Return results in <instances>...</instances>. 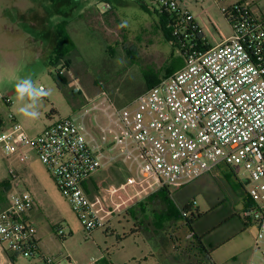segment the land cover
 Wrapping results in <instances>:
<instances>
[{"label":"built area","instance_id":"built-area-1","mask_svg":"<svg viewBox=\"0 0 264 264\" xmlns=\"http://www.w3.org/2000/svg\"><path fill=\"white\" fill-rule=\"evenodd\" d=\"M226 1L213 0L231 34L214 44L207 40L210 47L205 51L187 46L189 40L182 39L187 31H202L189 2L155 1L158 9L176 14L171 26L180 41L177 48L183 66L128 104L118 106L102 91L86 99L75 115L58 119L38 135L15 123L12 113L11 126L0 129L3 152L16 154L24 164L34 153L88 234L107 227L114 214L111 204L128 209L219 166L244 165L257 173L248 179L250 206L242 211V218L256 226L254 252L264 262V0L219 5ZM58 73L63 76L64 72ZM0 101L12 105L11 97L1 91ZM117 164L128 171L126 182L119 188L100 184L99 199L93 201L86 182ZM9 174L14 182L19 180L15 169ZM34 206L28 192L11 195L8 206L0 211V245L7 243L4 250L19 257L38 255L54 264L42 252L37 228L28 219ZM58 233L65 237L63 230ZM206 264L217 263L208 259ZM250 264L260 263L253 260Z\"/></svg>","mask_w":264,"mask_h":264},{"label":"rangeland","instance_id":"rangeland-1","mask_svg":"<svg viewBox=\"0 0 264 264\" xmlns=\"http://www.w3.org/2000/svg\"><path fill=\"white\" fill-rule=\"evenodd\" d=\"M235 1L227 0L219 5L224 7ZM78 3L76 0H0V91L10 96L12 101L10 107L0 101V115L6 123H11L9 114L12 113L15 123L26 131L40 130L50 123L51 118L56 121L75 115L85 105L86 99L102 91L107 92L118 106H124L146 90V75L164 77L180 60L181 52L165 39L157 16L143 9L144 6L156 7L154 0H84L74 11V19L68 18L73 21L64 20V16H71ZM84 5H98L104 16L86 20ZM21 6L27 13L24 21L20 22L21 28L19 31L16 28L15 31L7 30L9 18L15 16ZM201 11H204L205 17L218 19L224 33H229V24L213 0H196V14ZM63 21L67 22L66 28L74 47L61 63L53 64L49 59L58 42L57 27ZM16 24H19L18 19ZM23 29L29 33L22 32ZM212 35L220 38L216 26H211V35L207 33L206 36L211 40ZM47 51L49 57L45 58ZM60 70L64 72L62 79L58 77ZM29 75L37 88L43 86L51 93L40 104V116L36 120L20 114L22 103L17 99L15 90L18 80ZM76 89L80 91L76 92ZM100 123L104 125L105 118L101 117ZM21 165L16 154H7L0 147V179L9 178L14 182L9 171ZM39 167L43 170L42 166ZM117 172L114 175L108 170L103 176L106 179L102 186L109 188L123 181L119 177L120 171ZM123 172L129 176L124 169ZM254 173L257 170H247L244 165L233 168V171H226L223 165L196 179V208L208 212L200 221V226H217L233 216L229 223L215 231L212 240L223 242L241 227L243 229L242 221L235 215L242 216L241 194L251 187L248 179ZM194 181L182 188L190 189ZM39 193L45 199V205L41 211L43 217L37 222L38 237L44 255L53 259L54 264H90L103 260L102 257L112 264H166L161 251L155 246L156 238L151 239L146 223L138 235L134 237L130 234L135 221L133 215L126 214L127 209L121 207L122 214L116 215L106 228L88 234L56 190L54 194L50 191L45 194L44 190ZM10 197L9 194L8 200ZM160 197L165 201L156 208L160 210L166 206L170 219L182 223L178 197L169 196L167 191L160 193ZM215 206V210L210 211ZM157 218L159 221L162 219L161 216ZM59 228L63 229L64 238L60 237ZM256 234L255 225L247 227L246 232L217 252L215 262L249 264L255 260L264 264L262 259L254 256ZM2 245L8 248L7 243ZM0 264H9L7 257L0 256ZM10 264L48 263L35 255L20 256Z\"/></svg>","mask_w":264,"mask_h":264},{"label":"crops","instance_id":"crops-1","mask_svg":"<svg viewBox=\"0 0 264 264\" xmlns=\"http://www.w3.org/2000/svg\"><path fill=\"white\" fill-rule=\"evenodd\" d=\"M76 1H79L78 5L72 9L71 16H68V17L64 16V20H67L68 22L73 21V20H69L68 18L69 17L73 18L74 11L81 6V3L84 0H76ZM186 1L189 2V9H190L192 15L194 16L195 22L197 23L199 28L202 30V32L204 33L206 39L209 41L210 44L217 43L222 37H228L230 35L231 29H229L228 34H225L223 29H222L223 28L222 24L218 19L215 20L213 17H209V18L205 17L203 14L204 11L203 12L201 11L198 14H196V0H186ZM106 4H108V1L106 2ZM84 6H86V7H83V10L85 11V14H86V16L84 18H86V20L90 21L92 17H99L100 18V17L104 16L101 13L98 5H94V6L93 5H84ZM25 11L26 10H25L24 6H21V9L17 10L16 15L9 18V22H8V25L6 26V29L7 30L13 29L15 31V28H16V31H19V29L21 28L20 22H21V20L24 21L25 14H27V13H25ZM11 18H12V20H11ZM17 19L19 20L18 25L16 24ZM82 20H84V19L82 18ZM211 26H214V27L216 26V28L219 30L220 38L217 39V38H215L214 35H212L213 40L212 39L209 40L207 38V36H206L207 33L211 35ZM22 32L29 33V32H25L24 29ZM46 49H48V47ZM46 55H47V57H45V58H48L49 57L48 51H47ZM52 112L56 113L55 110H53ZM56 121L53 118H51L50 123L48 125H44V127L41 128L40 130H32L31 129L30 131H27V132L31 135H38V134L42 133L46 128H48L50 125L55 123ZM15 122H16V118H15ZM11 123L9 124V123L5 122V124H6L5 126L10 127ZM21 164H22L21 166H17L16 168H13L18 173L19 180L17 182H12L11 191H15V193L16 192H18V193L28 192L33 196L35 206H34V209L28 214V219L37 228V238L39 241L40 248L43 252V247H42L41 241L38 237L39 225L37 222L41 217H43V214L41 213V211H42V206L45 205V199H42V196L39 193V191L44 190L45 194L47 193V191L52 192V194L55 193V190L59 194H60V192L57 188V185H56L55 180L53 179L52 175L50 174L48 169L40 162V160H38L37 156L34 153H31V159L28 163H25V164L21 163ZM39 165L43 167V170H42V168L40 169ZM123 169L126 172H128L125 169V167L121 164H117L116 166L108 169L109 171L113 172L114 175L116 173H118L117 171H120L121 176H119V174H118V176L120 178H122V180H123V181L119 182L118 184H115L116 186L114 185L113 188H119L120 186H122L126 182L128 175L123 172ZM108 170L99 171L91 180H89L85 184L86 191L93 201H97L99 199L98 198L99 197L98 186L100 184L103 185V182L106 179L103 176L105 173H108ZM109 174H110V172H109ZM225 177H226V175H225ZM102 178H103V180H102ZM11 191L9 193L10 195L15 194V193H11ZM163 191H167L169 196H177L178 197L180 206H178L179 209L177 206L176 207H177L178 211L181 212V214L183 213V208L186 206L189 209H193L194 211H196V209L198 210L200 215L197 218H196V216L191 218V219H193L192 221H193V230H194L193 232L194 233L191 232V229L187 225L186 219L184 218V216L182 218L183 222L180 223L178 221H174V220L170 219L171 215H170L168 208L166 206H164V208H160V210L158 208H156V205L163 204L165 201L164 198L160 197V193H162ZM241 195L243 198L242 203H241V210L243 211L245 208V204H246L247 199H246L245 193L242 192ZM61 197H62V195H61ZM64 201L66 203H68L67 200L64 199ZM118 202H119V200L117 198H115L114 203L119 205ZM68 205H69V203H68ZM69 207H70V205H69ZM111 208L114 209V214L112 217H110L109 223L117 217L116 215L119 216V214L120 215L122 214L121 210L119 208L118 209L115 208L114 204H111ZM215 208H216V206L213 207L210 211L215 210ZM170 212H172V211H170ZM126 214L134 216L135 223H134L133 229L130 232V234L134 237L144 230L143 224L146 223V225L149 229V233L151 235V239L154 237L156 238L154 241L155 246L158 248L159 251H161L162 260L166 264H206L208 259H212L215 261L216 260L215 255L217 254V252L222 247H224L225 245L234 241V239H236L237 237H239L240 235H242L244 232L247 231V227L251 226V225L245 226V222H244L243 218H241L242 216H240V214L235 215V216L239 217V219L242 221V223L244 225L243 229L241 227V229L239 231H237V233L235 235L226 239L223 242L218 243V242L212 240L211 237L215 233V231L217 229H219L220 227L224 226L225 224L229 223V221L231 220V218H233V216L232 217L230 216L227 219H225L221 223L220 227L217 228L216 230H214V228H216V226L207 227V228L200 226V221L205 216L208 215V212L205 213V212L200 211L198 208H196V179L193 182L192 187L190 189H188L186 187H183V188L180 187V188H176V189H163V190L151 195L150 197H148L142 201L137 202L133 206H130L127 209ZM158 216H161V218H162L160 221L157 218ZM60 229L63 230L62 228H59L58 230H60ZM196 233L200 236V238L196 237ZM254 244H255V239H254ZM254 244H253V251H254ZM251 252H252V247H251ZM4 254H5L4 247L0 245V256L6 258L7 256H6V254L5 255ZM257 255L255 253L254 256L256 258H259V255L258 256ZM7 259H8V257H7ZM102 259L103 260H101L99 262L105 261L106 264H112L110 261L107 260L106 257H104V258L102 257ZM99 262H97V263H99ZM9 264H10V260H9Z\"/></svg>","mask_w":264,"mask_h":264},{"label":"trees","instance_id":"trees-1","mask_svg":"<svg viewBox=\"0 0 264 264\" xmlns=\"http://www.w3.org/2000/svg\"><path fill=\"white\" fill-rule=\"evenodd\" d=\"M155 1H157V0H155ZM143 9L147 13H149L150 15H156L157 16L158 23L160 25V28L162 30V33H163L165 39L167 41H169L170 43H172L175 47H177L178 44H180V41L173 35V28L171 26V23L176 18V14L170 13L166 10H160L157 7L148 8L147 6H144ZM66 26H67V22L63 21V23H61L60 26L57 27L58 42L52 51L51 58L49 59L50 62L53 64L61 63L63 58L65 56H67L73 50L74 44L72 42L70 34L67 31ZM182 39L184 41H187V39L189 40L190 43L187 42V44H186L187 46H189V47L195 46V47H197V49H199L201 51H205L210 47L209 44L207 43V39H206L204 33L202 31H200L199 29H196V28L191 30V31H187L182 36ZM182 66H183V60L180 58V60L176 63V65L171 67V69L166 72L165 76L171 75L172 73H174L175 71L180 69ZM58 77L62 79V76H60L59 73H58ZM161 78L162 77H155L153 75H146V90H148L150 87L157 84ZM5 125L6 124L0 115V129L6 127ZM224 168L226 169V171H228V170L233 171V168L230 166L224 165ZM11 189H12V180L11 179H9V178L5 179V180L0 179V204L3 207V210L9 204L8 195H9ZM244 193H245V196L247 199L246 204H245V208H244V210H245L250 206V200L247 196L246 191ZM182 214H183L184 218L186 219V223L189 226V228L191 229V232L194 233L193 232L194 231L193 230V221H192L193 219H191V218H193L195 216L197 218L200 215V213L198 212L197 209H196V211H194L193 209H189L186 206L183 208ZM244 222H245V226L252 225L249 222H246L245 220H244ZM220 225L221 224L216 226V228H214V230L219 228ZM196 237L200 238V236L197 233H196ZM5 254L8 257V259L10 260V262H12V263H14L16 261V259L19 257L18 254L14 253L10 250H7V249H5ZM98 264H106V262L103 261V262H99Z\"/></svg>","mask_w":264,"mask_h":264},{"label":"clouds","instance_id":"clouds-1","mask_svg":"<svg viewBox=\"0 0 264 264\" xmlns=\"http://www.w3.org/2000/svg\"><path fill=\"white\" fill-rule=\"evenodd\" d=\"M17 99L22 103L19 109L20 114L28 119L36 120L39 118V106L45 96L50 95V91L37 88L31 75L18 80L15 85Z\"/></svg>","mask_w":264,"mask_h":264},{"label":"flooded vegetation","instance_id":"flooded-vegetation-1","mask_svg":"<svg viewBox=\"0 0 264 264\" xmlns=\"http://www.w3.org/2000/svg\"><path fill=\"white\" fill-rule=\"evenodd\" d=\"M190 218V217H189Z\"/></svg>","mask_w":264,"mask_h":264}]
</instances>
